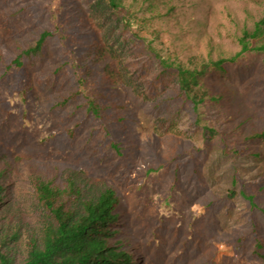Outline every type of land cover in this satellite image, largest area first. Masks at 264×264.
Returning a JSON list of instances; mask_svg holds the SVG:
<instances>
[{"label":"rangeland","instance_id":"rangeland-1","mask_svg":"<svg viewBox=\"0 0 264 264\" xmlns=\"http://www.w3.org/2000/svg\"><path fill=\"white\" fill-rule=\"evenodd\" d=\"M173 1L184 27L206 7V41L230 55L240 48V29L245 24L253 29L264 9V0ZM191 1L200 6L186 7ZM88 3L0 0L1 153L22 162L58 164L116 188L127 212L122 234L130 236L134 264H264V247L257 250L262 256L255 252L256 239L264 243V142L243 138L252 129H264V52L248 51L228 65L227 77L212 78L230 96L224 104L229 114L201 105L202 124L211 129L204 135L189 107L175 97L174 80L144 79L159 68L147 41L152 39L164 55L169 29L163 22L137 27L132 41L119 48L127 80L117 94L128 107L116 112L121 121L112 110L103 122L86 115L81 95L55 106L77 86L71 40H92L78 25ZM57 24L64 36L54 35L41 56L17 71L12 64L17 47ZM105 39L112 44L108 35ZM256 41L264 44V34ZM88 71L101 75L90 59ZM166 118L172 120L170 129L160 127L158 120ZM254 150L260 152L257 157L251 155ZM27 184L15 180L21 200L29 196ZM246 196L253 197L255 207Z\"/></svg>","mask_w":264,"mask_h":264},{"label":"trees","instance_id":"trees-1","mask_svg":"<svg viewBox=\"0 0 264 264\" xmlns=\"http://www.w3.org/2000/svg\"><path fill=\"white\" fill-rule=\"evenodd\" d=\"M192 2L186 7L200 6ZM87 8L88 13L82 15L78 25L80 33L89 34L92 40L89 43L83 38L71 40L70 54L76 60L72 70L77 86L55 106L61 108L81 95L85 100L86 115L103 122L109 111L116 113L128 107L127 101L117 94V91H124L127 80L122 69L124 57L119 48L132 41L131 35L137 27L163 22L169 29L172 38L164 55L152 45V39L147 41V48L159 68L153 77L144 79L151 82L164 77L174 80L175 97L189 107L195 116L194 123L204 135L211 129L202 124L201 105L207 102L222 107L229 114L224 104L230 96L223 83L212 78L227 77L228 65L244 53L264 52V44L256 41L264 34V9L253 29L246 24L240 29V35L236 37L240 48L230 55L206 41V7L199 8L197 18L185 27L177 18L179 7L173 0H89ZM54 16L59 20L58 15ZM63 30L57 24L53 30L41 31L28 46L19 45L12 61L15 69L21 70L26 61L41 56L48 40L54 35L64 36ZM106 35L112 39V44L107 43ZM192 46L196 51L192 52ZM77 48H85L86 52L75 53ZM93 52L95 55L90 58ZM89 59L91 66L101 72L100 77L89 74ZM116 115L115 118L121 121L122 117ZM158 121L163 129L173 127L171 119ZM243 138L247 143L264 142V129H252ZM173 145L176 149L177 143ZM112 146L120 154L118 147ZM259 154L258 150L251 153L254 157ZM26 160L22 162L19 157L15 159L0 151V264L135 263L130 236L122 234L125 226L122 216L127 212L116 188L92 181L85 175L77 176L58 164ZM18 178L28 183V201L15 195ZM246 198L255 207L253 197ZM263 247V241L256 239L258 255L261 254L257 250Z\"/></svg>","mask_w":264,"mask_h":264}]
</instances>
